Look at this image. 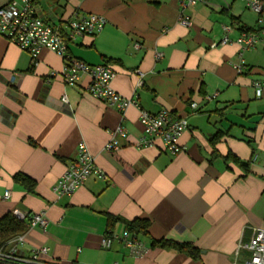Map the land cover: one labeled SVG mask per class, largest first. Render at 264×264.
<instances>
[{
  "label": "crops",
  "instance_id": "0c3cea01",
  "mask_svg": "<svg viewBox=\"0 0 264 264\" xmlns=\"http://www.w3.org/2000/svg\"><path fill=\"white\" fill-rule=\"evenodd\" d=\"M10 1L0 0V7ZM33 3L40 19L62 30L75 16L103 17V29L69 40L67 54L88 65H110L116 72L111 87L137 106L120 113L88 93L87 76L65 85L57 76L64 61L55 53L43 49L32 62L0 37V219L18 210L42 212L48 221L44 229H29L24 221L21 251L46 247L49 257L70 264L245 261L249 254L238 246L254 229L264 230V98L252 88L253 81H264V40L241 53L246 71L238 74L232 66L240 61L236 39L255 27L256 15L242 0H209L186 10L192 20L186 28L178 22L176 0ZM224 26L232 31L225 33ZM224 37L228 42L221 45ZM135 43L141 45L137 50ZM139 110L185 118L184 151L171 155L159 142L135 148ZM116 127L127 137L118 151L106 152ZM80 142L106 178L91 177L74 194L58 198L52 187ZM229 153L247 168L226 160ZM16 174L34 183L32 192L14 180ZM110 216L150 221L148 234L137 235L144 255L133 256L117 240L109 249L100 247L108 229L127 230L121 221L110 224ZM159 239L197 247L200 260L151 245Z\"/></svg>",
  "mask_w": 264,
  "mask_h": 264
},
{
  "label": "built area",
  "instance_id": "2783aa9c",
  "mask_svg": "<svg viewBox=\"0 0 264 264\" xmlns=\"http://www.w3.org/2000/svg\"><path fill=\"white\" fill-rule=\"evenodd\" d=\"M176 1L179 8V24L190 28L192 20L186 10L196 5L207 4L209 0ZM242 1L245 7L256 15V22L253 29L242 31L236 39V43L240 47V61L233 64L232 67L238 74L247 70L241 53L253 49L257 43L264 40V1ZM105 24L106 20L103 17L89 14L75 16L66 23L62 30L46 23L35 14L33 0H11L5 6L0 7V37L27 52L32 62H35L43 49L55 53L64 61L63 68L57 76L65 85L73 86L82 75H85L88 78V93L97 101L123 113L129 107L137 106V102L136 99L119 95L111 87V83L116 77L114 69L108 64L88 65L83 61L70 58L67 54L69 40L84 35H94L100 32ZM223 30L225 33H229L232 31V27L224 26ZM227 42V37H224L220 44L225 45ZM133 47L137 50L141 45L135 43ZM160 57L161 55L156 53V60ZM138 74L137 86H142V74ZM252 88L257 98H264V81H253ZM214 97L215 94L212 98ZM62 102L67 103L65 97L62 98ZM192 108H195L194 104H192ZM138 120L142 130L136 139L135 148H151L159 142L162 150L171 155H177L184 151L180 139L188 126L185 118L177 117L168 110H161L156 114L139 110ZM109 133V141L104 146V150L116 152L120 149V141L126 139L127 132L122 127H116ZM91 177L100 181H104L106 178L105 174L95 165L85 143L80 142L76 148L74 161L57 179L52 187V192L58 198L70 196ZM8 197L9 193L6 192L4 199ZM12 216L19 221H28L29 229H44L48 222L42 212L27 215L14 210ZM116 240L122 242L135 257H140L146 252V248L137 239V236L127 230H123L121 234H115L111 229H108L100 240V247L109 249L113 241ZM25 242V234L21 233L0 243V264H70L49 257L46 247H35L27 254L23 253L21 247ZM238 248L246 250L249 256L242 263L234 262L233 264H264V230L254 229L249 241L244 245H239Z\"/></svg>",
  "mask_w": 264,
  "mask_h": 264
},
{
  "label": "trees",
  "instance_id": "16d2710c",
  "mask_svg": "<svg viewBox=\"0 0 264 264\" xmlns=\"http://www.w3.org/2000/svg\"><path fill=\"white\" fill-rule=\"evenodd\" d=\"M217 136V135H216ZM226 160H231L232 162L238 164L242 169L247 168V164L241 162L235 155L228 154L225 158ZM14 180L21 181L23 183H27V189L32 192L34 188V183L25 175L16 174L14 176ZM110 224L115 222L121 221L117 217L110 216L108 218ZM124 224V227L130 232L132 235H147L148 229L150 227V221L148 219H135L130 222L121 221ZM112 227L113 225H108ZM25 222L19 221L11 214L5 215L3 218L0 219V243L8 240L9 238L21 234L25 231ZM152 246L158 248H170L179 253L186 255L187 257L191 258L194 261L200 260V250L189 244V243H181L175 242L168 239H159V240H152Z\"/></svg>",
  "mask_w": 264,
  "mask_h": 264
}]
</instances>
